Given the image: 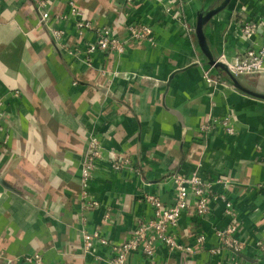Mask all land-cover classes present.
I'll return each mask as SVG.
<instances>
[{
    "label": "crops",
    "instance_id": "obj_1",
    "mask_svg": "<svg viewBox=\"0 0 264 264\" xmlns=\"http://www.w3.org/2000/svg\"><path fill=\"white\" fill-rule=\"evenodd\" d=\"M219 1L139 0L126 10L123 0H76L74 14L71 0H0V264H30L25 257L36 254L43 264H108L107 248L84 253V234L126 241L140 221L153 217L144 197L169 204L174 178L194 173L213 181L214 190L226 192L235 205L244 264H264L257 247L264 243V194L253 189L264 183V100L226 79L207 83V72L219 78L207 70L189 33L198 14ZM168 4L184 10L189 30L165 11ZM263 19L264 0H232L205 29L215 58L233 61L260 46L262 30L245 40L242 27ZM81 21L92 26L83 39ZM131 24L150 26L156 45L127 46L122 54L97 51L87 63L98 30L110 29L123 43ZM74 50L79 58L70 54ZM260 78L262 85L256 84ZM243 81L264 94V76ZM228 116L238 134L202 129ZM92 136L106 160L112 151L125 154L142 178L111 173L110 162L98 160L86 193L99 206L90 211L82 168ZM228 223L222 204H214L207 217L183 213L180 242L194 246L204 234L203 248L189 258L160 246L153 264H228L226 255L209 252L218 245L215 233ZM128 264L151 263L134 254Z\"/></svg>",
    "mask_w": 264,
    "mask_h": 264
},
{
    "label": "built area",
    "instance_id": "obj_2",
    "mask_svg": "<svg viewBox=\"0 0 264 264\" xmlns=\"http://www.w3.org/2000/svg\"><path fill=\"white\" fill-rule=\"evenodd\" d=\"M123 1L124 9L131 10L137 6L139 0ZM147 1L164 3L163 0ZM70 5L73 7V13L78 14L76 0H71ZM164 9L172 15L174 20L179 23L184 21L182 11L179 8L173 11L172 7L168 4L164 5ZM48 17V13L44 14L45 19ZM125 19L126 17H121L122 25L126 24ZM181 25L183 26V24ZM185 27L187 30V26ZM77 28L80 38L83 39L92 26L88 21H81L77 24ZM126 29L130 33V37L123 43L115 38L110 29L98 30V41L90 44L87 48V63L91 62V56L97 51L122 54L126 51L127 46L144 43L155 46L157 43L150 26L131 24L126 26ZM259 30H262L264 34V19L257 23L245 24L242 27V36H244L245 40H251ZM189 33H194L192 28H190ZM55 36L59 39L63 36V33L55 32ZM70 54L78 58L81 55L79 50L71 51ZM220 60L228 65L229 71L236 77L264 76V35L263 43L260 46L247 49L233 61H227L224 57ZM205 80L209 84L218 82L209 76V72L205 74ZM2 104L3 102L0 97V108ZM214 123V126H203L202 129L210 132L219 128L227 135L233 136L238 134L233 117L228 116L224 119L215 120ZM108 156L106 160L102 153V145L97 137L92 136L88 139L87 155L82 168L85 196L88 195L86 193L88 184L95 179V174L97 175L98 160L109 161V171L111 173L129 171L142 178L141 169L131 157L114 151L110 152ZM173 185L174 196L172 202L169 204L163 203L154 195L144 197L145 202L153 210V217L148 221H140L126 241H112L99 232L85 233L83 236L85 254L94 256L98 247H104L108 249L110 254L107 260L108 264H128L129 258L134 254L146 256L148 261L153 264L157 249L163 246L170 251H178L183 256L193 257L203 248L206 237L204 234L197 236L194 246L182 244L179 240L178 232L182 214L194 211L199 217H207L212 212L214 204H222L225 215L229 218V223L225 229L218 230L215 233L218 245L212 247L209 252L214 256H222V258L226 255L225 260L228 264H244L241 253L245 248V243L238 239L242 223L235 205L227 197L226 192H216L214 190L215 183L202 179L197 173H194L189 178L176 176L173 180ZM253 189L256 192L264 194V183L258 184ZM86 199L87 202H85L84 206L87 210L92 211V209L99 206L98 202L89 199L88 196ZM257 247L264 256V243L258 242ZM25 262L43 264L42 257L39 254L25 257Z\"/></svg>",
    "mask_w": 264,
    "mask_h": 264
},
{
    "label": "water",
    "instance_id": "obj_3",
    "mask_svg": "<svg viewBox=\"0 0 264 264\" xmlns=\"http://www.w3.org/2000/svg\"><path fill=\"white\" fill-rule=\"evenodd\" d=\"M232 0H220L211 10L205 12L201 11L198 14V19L196 23V39L198 42V46L205 56V58L208 61V64L213 67V69L218 73V76L216 78H219L223 81V79H226L235 89L239 90L240 92H243L249 96H252L257 99L264 100V94L256 92L254 90H251L248 88V86L245 85L243 81V77H236L234 76L228 68V65L221 61L220 59L215 58L206 34L205 29L208 25V23L211 21L213 17H215L217 14L225 10ZM2 183V180L0 181ZM3 184V183H2Z\"/></svg>",
    "mask_w": 264,
    "mask_h": 264
},
{
    "label": "rangeland",
    "instance_id": "obj_4",
    "mask_svg": "<svg viewBox=\"0 0 264 264\" xmlns=\"http://www.w3.org/2000/svg\"><path fill=\"white\" fill-rule=\"evenodd\" d=\"M181 11H182V14H183V17H184L185 12H184L183 9H182ZM183 20H184V19H183ZM180 23L183 24V26H187V25L185 24V23H186L185 21L180 22ZM180 23H179V24H180ZM188 28H190L189 25H188ZM192 29H193V31H194V33H192V34H194V36H195V38H196V32H195V31H196V28H193V27H192ZM187 30H189V29H187ZM187 32H188V31H187ZM188 34H189V33H188ZM190 34H191V33H190ZM198 48H199V47H198ZM206 61H207V59H206ZM207 63H208V61H207ZM207 70L210 71V73L212 72V74L218 76V73H217V72L213 69V67L210 66L209 64L207 65ZM219 81L221 82V79H218V82H219ZM259 83H260L261 85L263 84L261 78L259 79L258 82H256V84H259ZM232 87H233V86H232ZM235 126H236V125H235ZM84 253H85V251H84Z\"/></svg>",
    "mask_w": 264,
    "mask_h": 264
}]
</instances>
